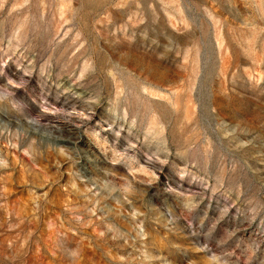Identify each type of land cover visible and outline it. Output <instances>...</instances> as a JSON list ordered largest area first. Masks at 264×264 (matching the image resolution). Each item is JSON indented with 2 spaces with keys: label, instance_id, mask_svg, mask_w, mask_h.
Instances as JSON below:
<instances>
[{
  "label": "rangeland",
  "instance_id": "obj_1",
  "mask_svg": "<svg viewBox=\"0 0 264 264\" xmlns=\"http://www.w3.org/2000/svg\"><path fill=\"white\" fill-rule=\"evenodd\" d=\"M0 264H264V0H0Z\"/></svg>",
  "mask_w": 264,
  "mask_h": 264
}]
</instances>
